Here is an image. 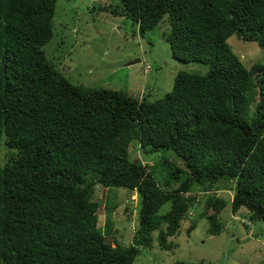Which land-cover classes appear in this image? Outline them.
I'll return each instance as SVG.
<instances>
[{"label": "trees", "instance_id": "trees-1", "mask_svg": "<svg viewBox=\"0 0 264 264\" xmlns=\"http://www.w3.org/2000/svg\"><path fill=\"white\" fill-rule=\"evenodd\" d=\"M56 4L0 0V134L17 150L0 167V264H132L154 239L168 250L190 207L184 194L203 182L209 190L234 181L232 214L244 208L250 221L264 222V64L247 68L227 43L236 32L264 50V0L107 6L140 35L166 17L172 56L207 65L204 73L177 71L172 88L152 101L69 81L44 50L55 34ZM133 144L143 159L176 157L166 158L173 188L131 156ZM97 184L138 194L130 245H113L99 229ZM206 203L214 210L209 234H218L217 213L227 202L215 196Z\"/></svg>", "mask_w": 264, "mask_h": 264}, {"label": "rangeland", "instance_id": "rangeland-1", "mask_svg": "<svg viewBox=\"0 0 264 264\" xmlns=\"http://www.w3.org/2000/svg\"><path fill=\"white\" fill-rule=\"evenodd\" d=\"M119 0H57L53 38L44 46L46 56L76 85L107 88L136 98L152 101L162 98L173 85L179 70L204 73L207 65L182 62L172 56L167 34L170 25L165 19L140 35L138 26L124 15L106 11ZM227 43L242 63L249 68L254 63L264 64V50L256 42L243 40L236 32ZM130 154L149 165L164 189L173 188L175 180L169 175L173 166L166 161L176 160L167 152L155 153L143 159L140 151ZM138 149V148H137ZM17 150L6 145L0 134V167ZM169 179L170 183L165 184ZM219 187L220 189H216ZM234 181L196 184L184 195L190 207L175 236L169 237L172 248L163 250L154 239L148 248H141L132 264H173L177 260L204 261L206 264H259L264 261V222H252L244 208L233 215L231 199ZM218 190V191H217ZM216 192L214 195L213 193ZM222 197L226 205L217 213L221 222L218 234H209L207 216L213 209L206 199ZM93 199L98 201L97 225L113 245L128 246L138 226L139 196L135 190L95 185ZM170 208V202L159 212ZM195 228L188 235L187 227ZM155 238V236H154Z\"/></svg>", "mask_w": 264, "mask_h": 264}]
</instances>
